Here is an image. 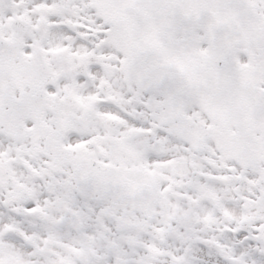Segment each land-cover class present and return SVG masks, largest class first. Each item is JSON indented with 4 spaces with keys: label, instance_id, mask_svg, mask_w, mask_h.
Wrapping results in <instances>:
<instances>
[{
    "label": "snow or ice",
    "instance_id": "6c2138e0",
    "mask_svg": "<svg viewBox=\"0 0 264 264\" xmlns=\"http://www.w3.org/2000/svg\"><path fill=\"white\" fill-rule=\"evenodd\" d=\"M0 264H264V0H0Z\"/></svg>",
    "mask_w": 264,
    "mask_h": 264
}]
</instances>
